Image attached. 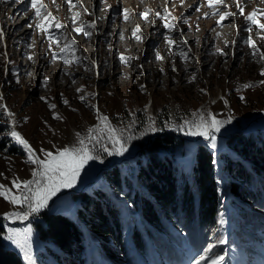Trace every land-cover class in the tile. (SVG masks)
Wrapping results in <instances>:
<instances>
[{
    "label": "rangeland",
    "instance_id": "obj_1",
    "mask_svg": "<svg viewBox=\"0 0 264 264\" xmlns=\"http://www.w3.org/2000/svg\"><path fill=\"white\" fill-rule=\"evenodd\" d=\"M44 3L48 11L52 12L61 23L70 25L68 29L61 30L57 34L69 39L74 38L78 42L75 55L96 59L97 67L93 69L89 61L83 59L79 63L69 64H65L60 59L52 60V53L48 48L49 41L35 28L30 29L26 26L35 21L34 17L32 20L28 19L32 16L28 0H24L23 3H12L11 0H5L0 3V27H3L6 32L7 52L12 61L11 64L5 65L4 58L0 55V93L5 96V103L11 111L17 114L16 119L20 122L17 130L37 150L40 147L51 150L49 140L58 147H63L65 144L72 145L76 142L75 132L85 133L89 126L97 123L93 112L78 99L79 94L76 89L81 85L84 86L85 93L95 92L97 94L95 99L88 97L87 103L98 104L100 111L109 116L113 126L122 129H127L132 119L128 116V111H134L139 121H145L148 116H152L158 127H162L165 120L176 123L181 118L190 119L189 114L198 109L211 110L220 114L219 119H225L229 109L225 108L223 101L219 99L220 96H225L230 103V110L235 120L232 125L226 126L228 131L222 130V133L218 134V149L214 154L216 158L220 153L230 152L224 143L227 136L235 131L252 132L264 137V85L249 89L241 88L237 92V88L244 83L255 84L264 79V76L259 74L260 69L264 67V61L258 58L253 59L250 48L243 43L249 33L243 31L245 17L237 11L235 0H225L227 8L223 5L219 6L223 11L236 13L234 19L229 18L220 26L216 23L218 16H204L205 12H211L206 5V0H184L183 4L181 0H169L167 5L165 0H106V4L102 0H80L79 6L73 9L81 13L79 22L93 19L97 21V27L91 39L85 37L83 33L77 35L72 31L74 26L71 25L69 19L71 13L64 0H55V3L53 0H44ZM242 3L246 14L254 9L264 10V0H242ZM106 5L112 7L105 10ZM165 6L172 15L180 17L176 23L182 30L183 39L192 49L188 60H181L178 55L179 51L187 50L180 39L181 31H169V36L175 40V45L180 46L169 51L164 39L165 30L160 26L161 21L154 15H149L148 21L138 15L145 9H151L153 13L162 11ZM197 7H200L199 12L196 11ZM85 8L94 12L95 15L86 14ZM25 9H29L27 16L24 14ZM123 9H128L131 13L127 21L123 19ZM153 20L157 25L155 28L150 23ZM261 22H264V19ZM136 25H140L142 29L140 34L145 37L142 41H137L131 35V30ZM197 25H199V31L196 30ZM121 33L124 35L123 39ZM251 35L261 51H264V39L257 35L255 26H253ZM234 38L237 39V43L233 46L230 42ZM28 43H34L33 48L28 49ZM226 43L229 46L226 47ZM156 49H159L161 55L164 56L162 61L155 59ZM217 49L227 55L213 54ZM53 50L58 52L59 48L53 44ZM3 51V47H0V52ZM28 53L32 54L33 60L29 61L26 58ZM117 53L139 57V59H133L129 64H122L117 58ZM141 65L142 70L139 67ZM5 67L8 69L7 72H5ZM161 69L164 70L163 73ZM65 70L71 75H65ZM29 72L33 75H27ZM192 73H195L196 80L188 83V77ZM45 77L49 80L47 86L41 84ZM17 79L19 83L16 82ZM73 79L75 83L72 82ZM141 84L146 86V91L141 92L139 87ZM201 88L207 89L208 94H202L199 91ZM61 94L69 101L70 107L61 103ZM240 95L245 97L247 103H241ZM41 96L49 98V102L57 105L54 111L64 118L63 121L53 119L52 111L40 99ZM211 101H216V103L212 104ZM145 105H148L147 111L143 110ZM71 109L78 111L74 112ZM24 117L28 118L26 123L23 122ZM44 121L56 130L55 135L48 131ZM136 126V132L141 130V124L138 123ZM7 130L5 120L0 118V172L7 177L5 179L0 176V183L8 185L14 193L16 190L10 183L14 175L21 180L29 179L31 175L29 165L23 163L25 153L22 148L15 145L10 137L5 138L3 135ZM164 131L174 132L169 128H163L139 140L144 138L148 140ZM175 132L189 144L193 145L194 142L201 141L207 145L203 138L188 137L181 132ZM129 147L130 151L125 156L106 157L104 164L90 161L86 166V171L81 173L76 187L58 193L60 199L53 197L49 204L50 209L54 210L45 209L33 219L32 223L48 211L66 213L76 219L78 205L70 194L89 191L91 185L107 189L108 185L102 180V173L113 166H119L120 170L127 174L133 171L135 163L132 161L137 157L139 150L135 141ZM5 155L9 158L8 160L3 158ZM127 161L130 165L123 167L122 163ZM61 201H66L71 207L70 213L65 211V205ZM11 210L16 209L0 198V214ZM232 211L235 213L236 209L233 208ZM221 214L224 217V224L219 234L224 238V230H228L231 224H228L224 213ZM0 220L3 224L5 223L2 216ZM8 226L22 227L23 225L16 222L9 223ZM261 240L263 243L260 245L263 244L261 249L264 255V240ZM4 243L7 248L14 250L24 262L18 249L10 242L4 241ZM96 244L94 238L86 242L89 259L94 264H105L102 258L98 259L95 256V250L100 249ZM233 250L240 255L246 254L236 245ZM33 257L36 264H57L61 260V253L52 244L39 241L33 229ZM249 257H251L250 254L245 259L250 263L263 264L260 256L254 254L256 262ZM194 259H190L187 264H192ZM235 260L240 262L239 259Z\"/></svg>",
    "mask_w": 264,
    "mask_h": 264
},
{
    "label": "trees",
    "instance_id": "obj_2",
    "mask_svg": "<svg viewBox=\"0 0 264 264\" xmlns=\"http://www.w3.org/2000/svg\"><path fill=\"white\" fill-rule=\"evenodd\" d=\"M135 142L139 151L133 171L113 166L102 173L107 189L91 185L89 191L70 194L78 205L76 219L48 211L33 222L37 239L60 251L57 264H94L85 246L90 238L100 247L95 256L105 264H187L220 237L221 213L230 219V239L217 245L215 254L224 255L233 245L253 251L263 243L261 134L235 131L224 143L230 152L219 158L203 142L189 144L175 131ZM189 146L196 150L194 163L182 171L178 160ZM3 225L0 220V233ZM0 264H24L2 237Z\"/></svg>",
    "mask_w": 264,
    "mask_h": 264
},
{
    "label": "snow or ice",
    "instance_id": "obj_3",
    "mask_svg": "<svg viewBox=\"0 0 264 264\" xmlns=\"http://www.w3.org/2000/svg\"><path fill=\"white\" fill-rule=\"evenodd\" d=\"M5 2V0H0V3ZM12 3H23L24 0H11ZM64 2L69 6L68 11L71 13L70 21L71 25L74 27V31L77 35L83 33V35L89 39L92 37L93 31L96 30L97 21L93 19L92 21H80L81 13L79 11H73L76 9L80 0H64ZM106 4V0H102ZM169 0H165V4ZM184 0H181L183 4ZM55 3V0H53ZM237 11L240 15L245 17V27L243 31L249 33V36L243 40V43L247 45L251 50V56L253 59L258 58L260 61H264V51H261V48L254 41L251 33L253 31V26L257 30V35L264 39V22H261L264 19V10L254 9L252 12L245 13L242 0H235ZM29 8L32 11V16L28 17L29 20L35 18L34 23H28L26 26L30 29L35 28L39 33H42L45 38L49 41V51L52 53V60L60 59L65 64L69 63H79L80 60H88L89 64L93 69L97 67L96 59H89L88 57H79L75 55L77 41L72 38L69 39L63 35H58V32L61 30H66L70 27L69 24L61 23L52 12L48 11L47 5L44 3V0H28ZM207 7L211 12H205L204 16L208 17L209 15H216L219 19L216 21L217 26H220L223 21L232 18H235L236 13L231 11H223L219 6L223 5L224 8H227L228 5L225 4V0H206ZM111 5H106L105 10L110 9ZM29 9H25V16H27ZM196 11H200V7L196 8ZM84 12L90 16H94L95 13L84 9ZM123 19L127 21L131 15L128 9L122 10ZM138 15L148 21L149 15H154L156 19L161 21V27L165 30L164 39L165 43L168 45L169 51H173L174 47H180L175 45V40L170 38L169 31H181L180 39L183 42V45L187 48L186 51H179L178 55L181 60H188L189 54L192 49L188 46V42L183 39L182 30L179 29V25L176 23L180 17H176L171 14L167 6L162 11H156L153 13L151 9H145L144 11L138 13ZM79 22V23H78ZM151 26L155 28L157 25L155 21H150ZM196 30L199 31V25L196 26ZM239 32V28L237 29ZM142 29L140 25H136L131 30V35L137 41H142L143 37L140 33ZM121 38H124L123 33L120 34ZM219 35V33L217 34ZM231 45H236L237 39L234 38L231 42ZM53 44H55L59 51L53 50ZM34 43H28L27 48H33ZM226 47L229 46L227 43ZM0 47H3L4 51L0 52V55L4 58L5 65L11 64L12 61L9 59L7 52L6 44V32L3 27H0ZM176 54V53H174ZM221 56H226L227 53L223 52L220 49H217L215 53ZM117 58L122 64H129L133 59H139V57L125 56L123 54L117 53ZM26 58L31 61L33 60L32 54H26ZM155 59L162 61L164 56L161 55L159 49L155 50ZM197 63H199L197 61ZM142 70V65L139 66ZM175 70V69H173ZM8 69L5 67V72ZM163 69L161 72L163 73ZM187 71V69H186ZM261 76H264V67L260 69ZM27 75H33L31 72ZM65 75H71L65 70ZM196 80L195 73H192L188 77V83H193ZM19 83V79L16 81ZM75 83V80L72 81ZM49 80L45 77L41 84L47 86ZM264 85V79H261L257 82L244 83L237 88V92L242 89H249L251 87ZM141 92L146 91V86L141 84ZM202 94L207 95L208 90L201 88L199 90ZM78 99L85 103L86 106L93 112L97 123L95 125L89 126L86 129L85 133L79 131L75 132L76 142L72 145L65 144L63 147H58L51 140L48 143L51 145V150L44 147H40L38 150L33 147L28 139L17 130L18 124L20 123L16 119V113L11 111V109L5 103V96L3 93H0V118L5 120L8 130L6 133H3L5 138L11 139V141L22 148L25 153V159L23 163L29 165L31 178L21 180L18 176L14 175V178L11 180V185L15 188L13 193L12 188L6 184L0 183V198H3L5 202L13 206L16 210H11L0 214L3 221L5 222L3 227L5 231L0 233V237L6 242H10L19 253L22 255V258L25 264H36V261L33 257V219L42 213L45 209H50L49 202L53 200V197H58V193H61L65 189H73L76 187L78 180L81 178V173L86 171V166L89 165L90 161H98L100 164H104L106 157H123L126 153L130 151V145L133 141L138 140L149 133H156L163 130V128H169L171 130L181 132L183 135L188 137H200L207 142V147L214 150L218 149V134L222 133V130L228 131L226 126L232 125L235 117L233 116L230 110V103L225 96H220L219 99L223 101L224 107L228 108L227 118L219 119L220 114L215 113L211 110L198 109L191 112L190 119L181 118L179 122L172 123L170 120H165L162 127H158L156 120L152 116H148L145 121H139L136 119V113L134 111H128V116L132 117L130 120L127 129L114 127L109 116L103 114L98 104H88L87 98L91 97L95 99L97 94L85 93L84 86L81 85L76 89ZM83 93V94H81ZM111 95V93H109ZM40 99L44 101L48 109L52 111L53 119L63 121V117L59 115L58 112L54 110L57 108V105L49 102V98L41 96ZM241 103H247L245 97L240 95L239 97ZM61 103L65 106L70 107L69 101L64 98L61 94ZM212 104H215L216 101H211ZM148 105L144 106V111H147ZM71 111H78L77 109H71ZM28 118L24 117L23 122H27ZM141 124V130L138 132L135 131V126ZM45 127L49 132H52L53 135L56 134V130L51 127L44 121ZM47 135V133H45ZM195 148L189 146L183 150V154L178 160L182 171H188L194 163L195 159ZM5 160L9 158L5 155L3 157ZM211 159L213 165H218L219 161L217 159ZM11 170V169H10ZM0 176L7 179L3 172H0ZM65 205V211L71 212V207L67 204L66 201H61ZM54 210V209H50ZM19 222L22 227H9V223ZM219 225L223 226L224 217L221 214L218 221ZM226 243V240L223 237L218 238L214 243H208L206 247L203 248L202 254H199L193 261L192 264H223L225 257L220 254H215L214 249L217 245H223Z\"/></svg>",
    "mask_w": 264,
    "mask_h": 264
}]
</instances>
